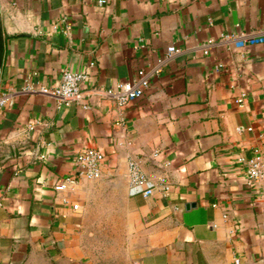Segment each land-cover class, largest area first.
Here are the masks:
<instances>
[{
  "label": "crops",
  "instance_id": "obj_1",
  "mask_svg": "<svg viewBox=\"0 0 264 264\" xmlns=\"http://www.w3.org/2000/svg\"><path fill=\"white\" fill-rule=\"evenodd\" d=\"M0 25V90L88 74L87 108L18 92L0 112V264H102L108 237L124 264H264V191L239 161L264 155V42L236 44L264 35V0H0ZM141 69L122 110L104 90ZM88 147L97 179L74 163ZM131 158L153 195L131 188Z\"/></svg>",
  "mask_w": 264,
  "mask_h": 264
},
{
  "label": "built area",
  "instance_id": "obj_2",
  "mask_svg": "<svg viewBox=\"0 0 264 264\" xmlns=\"http://www.w3.org/2000/svg\"><path fill=\"white\" fill-rule=\"evenodd\" d=\"M99 4H106L108 0H92ZM57 28V27H56ZM221 40L235 39L236 36L228 33L221 34ZM246 42L249 44H256L264 42V35L261 36H248L236 38L237 45H243ZM170 52H177L178 49L174 46L169 47ZM94 63H91L93 65ZM87 72L65 70L58 83L51 85L36 84L31 81L30 78L26 79L24 85L20 91H5L0 90V112L12 101L14 96L18 92L26 94L42 93L50 95L56 98L59 106H70L73 103L84 104V107H88L85 103V95L82 90V83L87 79ZM151 73L143 69L138 71V75L132 84L118 83L115 87H109L104 90L105 94L113 98L120 109H124L136 100L141 98L146 88L150 85ZM246 94L242 93L236 102L242 106L245 100ZM33 128L32 125L29 126ZM238 132L245 130H252V127L238 126ZM106 160V155L103 151L95 147H88L79 152L75 157L74 163L79 172L88 179H97L102 175V166ZM239 161L245 164L247 182L250 186L261 189L264 191V155L260 147L254 148V154L246 158L241 156ZM128 175L131 188H139L144 196L148 197L154 194L156 186L148 185L149 179L144 172L141 163L136 159H130L128 161ZM77 182L74 176H67L56 185L57 190H64L70 184ZM161 189L164 192L170 190V185L163 183ZM76 209L79 205L74 206ZM234 232V230L232 231Z\"/></svg>",
  "mask_w": 264,
  "mask_h": 264
},
{
  "label": "rangeland",
  "instance_id": "obj_3",
  "mask_svg": "<svg viewBox=\"0 0 264 264\" xmlns=\"http://www.w3.org/2000/svg\"><path fill=\"white\" fill-rule=\"evenodd\" d=\"M105 242L101 245L102 264H124L127 246L121 237L102 238ZM126 262V261H125ZM133 264H136L133 262Z\"/></svg>",
  "mask_w": 264,
  "mask_h": 264
},
{
  "label": "water",
  "instance_id": "obj_4",
  "mask_svg": "<svg viewBox=\"0 0 264 264\" xmlns=\"http://www.w3.org/2000/svg\"><path fill=\"white\" fill-rule=\"evenodd\" d=\"M3 56H4V35H3L2 27L0 25V65L2 63Z\"/></svg>",
  "mask_w": 264,
  "mask_h": 264
}]
</instances>
